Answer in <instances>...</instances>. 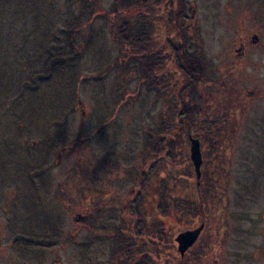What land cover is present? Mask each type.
Segmentation results:
<instances>
[{
    "label": "rangeland",
    "instance_id": "rangeland-1",
    "mask_svg": "<svg viewBox=\"0 0 264 264\" xmlns=\"http://www.w3.org/2000/svg\"><path fill=\"white\" fill-rule=\"evenodd\" d=\"M123 1L0 0V264H179L175 239L204 219L185 224L184 207L216 188L212 228L183 261L264 264V0ZM179 40L207 67L194 118L213 142L179 139L184 71L157 60L156 78L173 82L158 93L141 67ZM153 132L174 137L173 153L149 156ZM190 137L212 152L200 178ZM79 166L83 189L68 184ZM128 230L137 249L116 260Z\"/></svg>",
    "mask_w": 264,
    "mask_h": 264
},
{
    "label": "trees",
    "instance_id": "trees-1",
    "mask_svg": "<svg viewBox=\"0 0 264 264\" xmlns=\"http://www.w3.org/2000/svg\"><path fill=\"white\" fill-rule=\"evenodd\" d=\"M142 2V0H139ZM126 2V3H124ZM129 2H127L126 0L123 1V6L125 5H128ZM181 4V3H180ZM182 5V4H181ZM182 10V9H181ZM182 13V12H181ZM179 15V18L181 19H184L185 17V12L183 13V15ZM151 19V18H150ZM178 20V18H177ZM129 26V27H128ZM131 26L129 24H123L122 25V29H123V32L124 33H128V28H130ZM133 27L135 28V30L137 31V34L139 39L140 36H139V28H138V24H135L133 25ZM174 31H178L182 34V39L184 40V38H187L189 36L188 32H187V29H183L179 23L175 29V26L174 28L170 27V31L173 30ZM144 30V28H143ZM147 29L145 30V33H146ZM191 37V36H189ZM174 40V39H173ZM137 41V40H136ZM173 42V41H172ZM136 43V42H135ZM138 43V41H137ZM131 47L132 45L135 46L134 42H130L129 44ZM143 45V44H142ZM173 45H174V48L172 51V55H168L166 51H163V53L161 52L160 53H157V54H153V53H149L150 56L148 57V53L145 49H143V46L140 47V45L138 44V47L139 48H133V51L134 49L139 52V53H142V52H146L147 55L146 56H143L142 58L139 57V61H142V65L141 67L143 68V72L145 73V76H147V80L148 82L151 80V83L149 82V89H157L158 93H161L162 90H164L163 88V85L165 84H168L171 86L173 84V82L170 80H168V77L166 79V82H162V81H159L157 78H156V71L162 69V68H159L158 67V63H157V60L158 61H162V64L165 65V68L163 69H169V68H174L176 69V66H179L180 69H182L184 71V73L189 77V82L190 84L185 87V89H183L185 92L188 91L184 94H176L178 95L177 98L180 99L181 101H184L185 102V105H186V110H184L181 115H180V118L182 119L181 120V131H182V134H183V138H179V139H184V138H187L190 134H194L195 137H198L201 141H203L202 143H207L206 141H211L213 142L215 139L214 137L211 136H205L202 131H201V119L200 117L195 119L194 118V112L195 110L197 109V106L195 104V97H197L198 95V86L203 84L202 81L203 79L205 80L206 79V74H208L206 68H204V63H200V61L198 60V57H196L194 55V53H190L188 48H186V45H185V42L183 41H176L175 43L173 42ZM195 52V51H194ZM200 52H201V49H200ZM155 53V52H154ZM156 56V57H155ZM174 56V57H173ZM176 56H178V61H173L175 60ZM155 57V58H154ZM196 57V58H195ZM145 58V59H143ZM173 66V67H172ZM192 67V68H190ZM150 79H149V78ZM176 82H174V85H175ZM176 88V85L174 86ZM185 116V117H184ZM211 128V127H209ZM213 128V127H212ZM154 133V132H153ZM162 132H156L154 133V135H152V138L154 136H157V137H154L155 139H161L162 142H157L156 140V143L154 144V148L155 149L154 151H158V152H153V153H149V156H153L152 154H155V153H162L163 151L166 152L167 154L169 153H173V149L175 147L170 146V141L169 140H173V138L171 137H168L166 135H163L161 134ZM206 138V139H205ZM205 139V140H203ZM214 139V140H213ZM177 143V142H176ZM176 146V145H174ZM217 147H215L213 145V151L216 149ZM207 152V153H206ZM205 153V158L209 157L211 155V153H208V151H204ZM204 156H203V159H204ZM207 156V157H206ZM85 173V169L81 166L77 167V169L75 170V176L74 177H71L70 180L68 181V184L73 187L77 186L81 189L83 188H86L88 187V185H90L88 179L86 176H84L83 174ZM73 178V179H72ZM215 178V174H212L207 183H208V187H210L214 181L213 179ZM210 183V184H209ZM199 187V186H197ZM219 189V187H218ZM216 194H217V188L216 189H212V190H209V194H206L205 197H199L200 194L197 195V198L195 197V199L193 201H190L189 203H186V208L189 212V215H187L186 217L188 219H186V223L185 224H190V223H193L194 220H196L198 217H204V219L201 221H203V224H204V228H207L209 225V229L212 228V224H209V222L212 220L213 221V218L211 217V220H210V217H205V213L209 210H213L212 207L214 206L213 205V198L215 197L216 198ZM65 197V195H63ZM68 197V195H66ZM71 199H69L70 201H72V196L70 197ZM74 198V197H73ZM145 200V195H141L139 194L138 197L136 198V203H137V212L140 213V209H142V205L144 204V201ZM215 200V199H214ZM176 210H178V212L180 213H183L184 212V209L183 208H179V205L176 203ZM177 212V213H178ZM142 219V217H141ZM140 220V219H139ZM138 220V222H139ZM142 221L144 222V218L143 220L140 221L141 224H139V226H142ZM218 221V220H217ZM209 224V225H208ZM215 230H217L218 233L219 230L216 228ZM135 236V237H134ZM136 239V235L135 234H132L129 230L126 231V232H121L117 238H115L114 240V243L112 244L113 245V248H114V252H115V259L119 260L120 261V258L123 259V256L126 254V253H129L131 251H134L135 249H137L136 247V244L135 241H131V240H135ZM205 240V241H204ZM203 243H204V246L206 248H208L209 250L213 251L214 250V245H210L208 243V241H206V239H203ZM145 246V245H143ZM192 250V249H191ZM138 251H140V249H138ZM142 251L144 252V256L142 258H147L148 255H147V250H146V247H143L142 248ZM190 251V250H189ZM158 252V251H157ZM134 257H136V254H134ZM190 256L188 255V252L186 253V255L184 257H181V259H179V264H185V262L183 260H189V261H194L195 259L193 257L189 258ZM133 258V257H132ZM120 264H123V263H120ZM138 264V263H137ZM170 264H173V263H170Z\"/></svg>",
    "mask_w": 264,
    "mask_h": 264
},
{
    "label": "water",
    "instance_id": "water-1",
    "mask_svg": "<svg viewBox=\"0 0 264 264\" xmlns=\"http://www.w3.org/2000/svg\"><path fill=\"white\" fill-rule=\"evenodd\" d=\"M258 40L257 36H253L252 41L256 42ZM238 52L240 51L237 50ZM190 158L196 171L197 178L201 177V165L203 163V157L201 153L200 141L196 138L190 137ZM204 229V224L193 230H188L180 233L175 239L178 244V251L181 257H184L186 252L193 246V244L198 240L200 234Z\"/></svg>",
    "mask_w": 264,
    "mask_h": 264
},
{
    "label": "flooded vegetation",
    "instance_id": "flooded-vegetation-1",
    "mask_svg": "<svg viewBox=\"0 0 264 264\" xmlns=\"http://www.w3.org/2000/svg\"><path fill=\"white\" fill-rule=\"evenodd\" d=\"M252 42V41H251ZM239 45L241 46V48L244 50L248 47V40H242ZM243 54L245 55V51L243 52Z\"/></svg>",
    "mask_w": 264,
    "mask_h": 264
}]
</instances>
